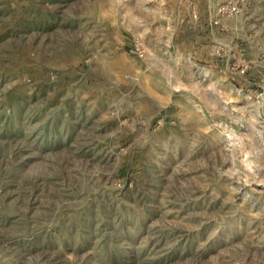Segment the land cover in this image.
Segmentation results:
<instances>
[{
    "label": "rangeland",
    "instance_id": "obj_1",
    "mask_svg": "<svg viewBox=\"0 0 264 264\" xmlns=\"http://www.w3.org/2000/svg\"><path fill=\"white\" fill-rule=\"evenodd\" d=\"M0 264H264V0H0Z\"/></svg>",
    "mask_w": 264,
    "mask_h": 264
},
{
    "label": "built area",
    "instance_id": "obj_2",
    "mask_svg": "<svg viewBox=\"0 0 264 264\" xmlns=\"http://www.w3.org/2000/svg\"><path fill=\"white\" fill-rule=\"evenodd\" d=\"M129 51L131 54L139 58H144L148 52L144 38L141 36L134 37L129 47Z\"/></svg>",
    "mask_w": 264,
    "mask_h": 264
},
{
    "label": "crops",
    "instance_id": "obj_3",
    "mask_svg": "<svg viewBox=\"0 0 264 264\" xmlns=\"http://www.w3.org/2000/svg\"><path fill=\"white\" fill-rule=\"evenodd\" d=\"M173 29V28H172ZM174 30V29H173ZM162 35V33H160V36ZM174 35H175V32H173L172 31V38H171V40L173 41V39L174 38H176V40H177V37H174ZM177 35H178V32H177ZM160 41H162V38L160 37Z\"/></svg>",
    "mask_w": 264,
    "mask_h": 264
}]
</instances>
